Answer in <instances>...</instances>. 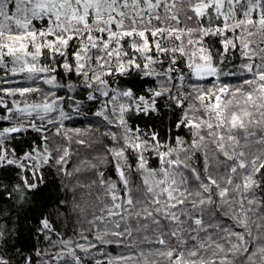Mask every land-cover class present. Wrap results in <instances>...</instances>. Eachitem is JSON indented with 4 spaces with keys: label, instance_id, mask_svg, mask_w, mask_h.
Masks as SVG:
<instances>
[{
    "label": "snow or ice",
    "instance_id": "snow-or-ice-1",
    "mask_svg": "<svg viewBox=\"0 0 264 264\" xmlns=\"http://www.w3.org/2000/svg\"><path fill=\"white\" fill-rule=\"evenodd\" d=\"M0 264H264V0H0Z\"/></svg>",
    "mask_w": 264,
    "mask_h": 264
}]
</instances>
